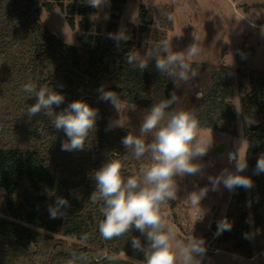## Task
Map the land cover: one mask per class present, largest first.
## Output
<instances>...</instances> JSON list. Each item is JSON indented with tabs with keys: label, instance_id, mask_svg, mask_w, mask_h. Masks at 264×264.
I'll list each match as a JSON object with an SVG mask.
<instances>
[{
	"label": "trees",
	"instance_id": "16d2710c",
	"mask_svg": "<svg viewBox=\"0 0 264 264\" xmlns=\"http://www.w3.org/2000/svg\"><path fill=\"white\" fill-rule=\"evenodd\" d=\"M110 2L109 20L103 29L90 19L97 9L82 0H0V264H141L144 259L131 244L132 236L146 243L139 231L113 239L100 235L101 202L90 199L95 190L92 174L107 159L121 161L125 178L138 176L141 170L131 150L121 143L131 131L117 127L106 131L112 105L98 99L101 85L116 93L118 103L148 109L174 92L175 102L167 111H192L199 126L206 129L227 132L237 120L229 66L188 61L198 75L176 84L156 71L150 54L166 40V30L173 22L171 8L163 7L154 15L140 5L139 24L124 27L131 39L117 47L108 35L119 30L127 0ZM56 6L72 30L78 27V41L88 60L84 68L79 48L56 37L41 20L43 11L52 12ZM76 16L81 18L78 23ZM130 54L139 55L149 67L141 71L128 64ZM236 74L243 78L241 70ZM252 75V89L241 100V118L247 138V169L254 187L232 193L237 216L229 220L231 230L216 239L219 245L231 243V252L251 258V239L244 234H250V216L257 224L264 206V174H254L256 161L264 154V71ZM27 82L64 95V103L54 106L56 112L77 99L98 110L96 129L89 132L83 151L61 150L66 137L53 128L54 117L28 114L35 97L23 90ZM249 122L260 126L250 129ZM58 196L66 198L69 207L52 219L48 207ZM165 202L174 205L172 199ZM56 234L75 236L79 242L68 252H59L61 239ZM31 248H35L33 252Z\"/></svg>",
	"mask_w": 264,
	"mask_h": 264
},
{
	"label": "clouds",
	"instance_id": "9594fccd",
	"mask_svg": "<svg viewBox=\"0 0 264 264\" xmlns=\"http://www.w3.org/2000/svg\"><path fill=\"white\" fill-rule=\"evenodd\" d=\"M82 2L95 9L110 6V0ZM261 31L264 32V28ZM108 38L119 47L121 43L130 40L131 36L125 29H121L109 33ZM201 52L195 37V42L182 51H174L172 43L164 40L150 56L155 62L156 71L166 74L176 84L177 80L187 81L198 75L188 61L199 57ZM126 59L128 64L135 65L141 71L149 67L139 55L130 54ZM23 90L35 97V103L27 109L29 115L54 117L53 128L57 132L62 131L66 137L61 142L62 151L85 149L89 132L96 129V108L77 99L56 112L54 106L58 108L65 100L61 92L54 88L49 90L46 85L38 87L33 82L25 83ZM97 91L100 101L110 103L119 112L118 98L113 90H106L101 85ZM175 99L173 92L169 99L153 104L143 115L138 134L129 133L121 140L123 147L131 150L136 159L150 154L151 163L140 170V175L125 178L122 175L123 165L116 158L107 159L92 174L95 190L90 199L93 203L101 202L100 211L103 216L98 226L100 235L104 239H113L133 230L139 231L146 238V243L132 236L131 244L144 256L142 264H201L207 251L202 238L192 235L187 242L177 240L160 213L161 205L176 196L177 177L204 175L206 164L202 161L213 146V140L197 139L199 121L194 112L167 111ZM114 127L124 126L119 120L110 121L106 131ZM149 136L150 139H147ZM226 158L233 168L225 167L217 175H208V185L189 193L188 198L193 206L201 205V200L209 190L220 191L221 186L229 192L237 188L247 191L254 187L251 177L243 175L248 168L246 156L241 159L237 150L227 152ZM254 174H264V154L258 157ZM67 207L69 201L66 198L56 197L54 204L48 207L50 218L56 219L63 215L61 209ZM231 228L232 224L227 218L217 221V235ZM244 238H250V234L245 233Z\"/></svg>",
	"mask_w": 264,
	"mask_h": 264
},
{
	"label": "rangeland",
	"instance_id": "374dc122",
	"mask_svg": "<svg viewBox=\"0 0 264 264\" xmlns=\"http://www.w3.org/2000/svg\"><path fill=\"white\" fill-rule=\"evenodd\" d=\"M140 5H145L154 15L163 7L171 8L173 22L166 30V40L172 43L173 50H185L195 42L196 37L202 52L199 57L189 61L214 66L226 65L232 69L234 76L235 93L232 103L237 115L236 122L230 124L227 132L199 126L197 139L213 140V146L202 161L206 164L205 173L203 176L177 177V193L172 199L174 205L163 203L160 207L161 216L172 228L177 240L187 242L193 235L205 241L207 251L201 264H264V206L259 211L257 224L254 217L250 216L251 258L231 252V243L219 245L216 241L217 221L224 218L231 220L237 216V206L231 202L233 192L227 191L223 186L220 191L209 190L201 200V205L196 206L188 198L192 191L208 185V175H217L225 167L233 168L227 162V152L238 150L241 159L245 157L247 138L244 136L241 118V100L252 89L249 79L252 74L255 76L264 71V32L261 31L264 28V0H127L123 6L119 30L129 23L139 24ZM110 6H103L97 9L96 15L90 16L103 29L109 20ZM80 19V16H76V23ZM41 20L56 37L79 48L81 65L86 67L87 54L78 41V27L75 30L69 27L65 14L58 6L52 12L43 11ZM237 70L242 71V79L238 78ZM147 110L146 107L119 103V112L112 106L108 120H119L124 127L117 128L130 130L133 135H137ZM250 123L260 125L259 122H249V125ZM233 129L236 131L235 135L230 133ZM220 145H224L221 152L218 151ZM135 160L141 169L151 163L150 154ZM134 169L138 174L136 167ZM243 175L251 177L248 169ZM55 236L61 239V244L57 246L59 252H68L73 244L79 242L75 236ZM34 249L31 248V252Z\"/></svg>",
	"mask_w": 264,
	"mask_h": 264
},
{
	"label": "water",
	"instance_id": "95a60500",
	"mask_svg": "<svg viewBox=\"0 0 264 264\" xmlns=\"http://www.w3.org/2000/svg\"><path fill=\"white\" fill-rule=\"evenodd\" d=\"M39 5H37V7H38ZM54 34V33H53ZM55 35V34H54ZM56 36V35H55ZM201 94H199V96H200ZM260 125L259 124H251L250 125V129H257L258 127H259ZM224 147V145H220L219 147H218V151H220L221 152V150H222V148Z\"/></svg>",
	"mask_w": 264,
	"mask_h": 264
}]
</instances>
